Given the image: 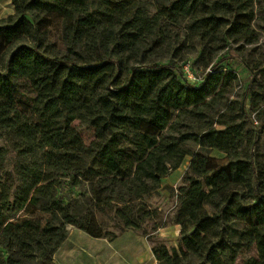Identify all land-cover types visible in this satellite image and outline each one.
<instances>
[{
	"label": "trees",
	"instance_id": "trees-1",
	"mask_svg": "<svg viewBox=\"0 0 264 264\" xmlns=\"http://www.w3.org/2000/svg\"><path fill=\"white\" fill-rule=\"evenodd\" d=\"M12 3L0 19V119L21 104L26 114L8 126L18 140L14 172L0 177V264H56L69 224L110 242L142 231L159 264H233L250 241L264 243V68L248 65L237 99L239 75L219 59L259 43L264 0ZM195 52L194 73L208 70L196 82L175 63ZM75 122L93 129V147ZM7 155L0 147V172ZM187 156L179 248L163 252L142 229L152 215L143 198ZM66 176L90 183L69 203L58 196ZM98 212H114L119 233Z\"/></svg>",
	"mask_w": 264,
	"mask_h": 264
},
{
	"label": "rangeland",
	"instance_id": "rangeland-1",
	"mask_svg": "<svg viewBox=\"0 0 264 264\" xmlns=\"http://www.w3.org/2000/svg\"><path fill=\"white\" fill-rule=\"evenodd\" d=\"M12 12H15L12 0H0V19L8 17L9 15L13 14ZM259 23L264 26V14H262ZM259 31L261 34V39L259 43L252 46H245L243 55H240L234 49V46H229L224 52L221 53L219 57L220 60L221 58L223 59L221 62L222 68H225V70H234L239 75V85L236 88L232 98L240 99L241 96L247 92L246 90L252 80V72L248 65L252 68L254 65L263 64L264 68V30L259 29ZM57 43L60 47H62L58 38ZM198 55V52L186 53V55L184 54V58L182 60H175L179 72H184L185 75L187 74L185 73L184 67L188 62L190 63L191 72L195 77L193 81L197 78L200 79L205 77L206 71H208L200 69L198 71V74L194 75L192 71V63L197 62ZM244 60L246 61V63H244ZM20 83L23 84V82H19L18 85ZM24 95H27V93L23 92L22 96ZM22 99L25 100L24 98ZM246 102L247 106L249 107V100H247ZM25 114L26 107L21 104L13 112L3 116L0 119V147H4L8 150L4 171L0 172V177L3 179L6 178V176L3 175L4 172H14L17 154L14 150V145L18 139L13 135V133H11L8 126L10 124H15L17 121H19V119H23ZM253 117H256V115L254 114ZM255 124L256 126H260L261 122L258 121ZM74 125L81 134L85 144L87 146L93 147L95 144V135L93 129L89 128L87 125H82L79 122H75ZM258 145L264 148V135L261 136V141ZM197 148V146H194L195 150H197ZM212 155L216 157L224 156V154L219 151H213ZM191 160L192 156H187L180 168L172 172L163 180L162 187L158 192L143 198L145 206L151 212L152 215L150 218L146 219V222L142 225V229L146 230L148 235L151 236L158 243L157 246L162 251L163 249L169 251L173 247H176L177 249L179 248V237H174L173 235H168L164 237L161 235L160 230L169 228L171 227V225H173L177 210L179 208L178 190L181 186L187 184L185 176L190 171L189 169ZM89 188V182L78 183L77 181H75L74 176L62 177L61 186L58 189V196L59 198L63 199L64 202L69 203L75 200L76 198H80L84 192L89 190ZM46 216L47 215H40V217H42L43 219L46 218ZM97 218L106 232L119 233L117 227L118 219L115 217L114 212H109L108 214H102L98 212ZM67 228L69 232L78 229L75 225L70 224L67 225ZM136 232L142 234V231ZM76 233L87 235L83 231H76ZM128 234H133L134 241H131V239H127V237L131 235H125V237H122L117 242H113V244H109L106 241H101L100 239H93V237H90L92 238L93 242H95V244L87 242L86 240H81L77 248L83 254H90L96 252L106 253L107 251H111L113 254L118 255V253H116V250L119 251V249L123 248V245L125 244L124 242H126L127 240L129 244L134 245V248L138 247L139 249H144L146 254L149 253L151 249L150 242L152 243V241H150L148 237L143 235L139 236L136 233ZM136 236H139V238H137ZM152 245L154 246L153 243ZM250 259H256L260 264H264V243L262 241L255 239L250 241L244 247L240 248L233 264H243L244 262ZM63 263L73 264L68 260H64Z\"/></svg>",
	"mask_w": 264,
	"mask_h": 264
},
{
	"label": "crops",
	"instance_id": "crops-1",
	"mask_svg": "<svg viewBox=\"0 0 264 264\" xmlns=\"http://www.w3.org/2000/svg\"><path fill=\"white\" fill-rule=\"evenodd\" d=\"M76 231H81V230L75 229L69 232L66 241L63 243V245L56 253L55 256L56 264H62L64 260L66 261L68 260L73 264H159V261L157 260L153 252V245L148 239L147 240L150 242V248H151L148 254H146L144 249H139L138 247L134 248V245L129 244L127 240L126 242H124L125 244L123 245V248L119 249V251L116 250V253H118V255L113 254L111 251H107L106 253L96 252L90 254L89 253L83 254L77 248L79 246L78 245L79 242L81 240H86L87 242H90L92 244H95V242H93L92 238H90L92 236H90L86 232L83 231L84 233L87 234L84 235L81 233H76ZM180 231H181V226L177 224H173L169 228L161 229L160 233L164 237L168 235L179 237ZM128 233H136L139 236L142 235L136 231L130 230L120 234L118 238L113 242H117L122 237H125V235H131L128 236L127 239H131V241L132 240L134 241L133 234H128ZM139 236L136 237L139 238ZM93 239H100L101 241H106L109 244H113V242H110L105 238L93 237Z\"/></svg>",
	"mask_w": 264,
	"mask_h": 264
},
{
	"label": "built area",
	"instance_id": "built-area-1",
	"mask_svg": "<svg viewBox=\"0 0 264 264\" xmlns=\"http://www.w3.org/2000/svg\"><path fill=\"white\" fill-rule=\"evenodd\" d=\"M184 70H185V73L187 74L186 76H187L190 80L193 81V79H195V77L193 76V74H192V72H191V65H190L189 62L185 65ZM192 71H193V70H192ZM193 73H194V71H193ZM194 75H195V73H194ZM197 80H198V78H197L196 80H194V81H197Z\"/></svg>",
	"mask_w": 264,
	"mask_h": 264
}]
</instances>
